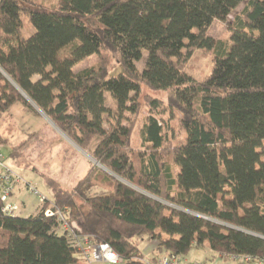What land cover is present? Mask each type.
Returning <instances> with one entry per match:
<instances>
[{"label":"trees","instance_id":"1","mask_svg":"<svg viewBox=\"0 0 264 264\" xmlns=\"http://www.w3.org/2000/svg\"><path fill=\"white\" fill-rule=\"evenodd\" d=\"M243 1L58 0L49 8L0 0V114L32 102L96 162L72 188L47 179L52 200L35 214L5 213L0 194V264H79L56 215L45 214L50 204L66 212L76 236L108 243L123 264H143L133 241L142 236L155 253L206 244L220 254L264 256V0H246L229 21ZM24 13L34 27L28 37ZM214 20L227 21L230 46L207 34ZM103 48L117 55L121 72L73 71ZM196 48L214 53L202 81L183 70ZM142 83L170 90L182 144H168L151 98L140 147H132Z\"/></svg>","mask_w":264,"mask_h":264},{"label":"rangeland","instance_id":"2","mask_svg":"<svg viewBox=\"0 0 264 264\" xmlns=\"http://www.w3.org/2000/svg\"><path fill=\"white\" fill-rule=\"evenodd\" d=\"M32 1L49 8L58 6V0ZM245 1L246 0H244L234 9V11H232L228 17L229 21L236 13L242 10ZM21 20V35L28 37L34 32V27L31 24L29 17L25 13L22 14ZM207 34L216 40L223 41L226 46H230L231 44V31L227 26V21L214 20L207 29ZM16 44L17 36H14L6 45L5 50L10 51L16 46ZM142 55V59L136 62L139 70H141L144 66L146 52L143 51ZM213 57L214 53L211 50L208 51L200 48L193 49L191 56L183 65V70L195 81H202L211 73ZM91 66H104L107 69L109 76L115 75L122 71L117 55L114 52L104 48L98 53L89 55L76 63L73 67V71L77 72L83 68ZM34 79H37V76H35ZM169 93L170 90H154L143 83L141 84V90L137 97L140 109L137 115H135L136 122L131 135L132 147H140L139 130L143 124L145 116L152 107L151 104H148L149 99L151 98L157 99L159 101V105L156 108H153L154 110L151 112H153V114L159 118L160 122L162 123L163 133L166 137V140L169 141L168 144H170V146H176L184 142L185 130L181 126L180 122L181 113L175 108L170 110V108L167 106V97L169 96ZM181 99L187 103L191 101L189 89L183 88L181 90ZM106 102L108 106L114 107V102L108 93H106ZM129 116L130 119L134 118V115ZM43 125L50 126L52 131H56V128L51 123V121L46 118L32 102H30V107L24 106L19 102L14 103L5 112L0 114V152L3 155L4 163L14 173H16L18 176L20 175L23 181L29 182V185L33 186L40 195L45 196L47 194L49 196L47 198L51 201L52 193L46 184L47 179H53L64 187L68 188L67 185H70L68 182V175L72 173L71 171L73 167L71 168L68 166L70 164L67 165V162L65 161V155L68 156L66 148L64 149L66 146L60 147L59 145H54L51 147V149L45 150L44 144L38 143L40 141H36L38 139L37 136L42 131ZM56 133L58 132L56 131ZM67 139L62 140L67 141ZM55 142L56 141H53L54 144ZM97 142L98 138L94 139L91 147L93 148ZM71 145L78 153L76 157L81 155L80 153H82V149L80 148L81 150H79V147L75 144ZM85 157L88 159L86 155ZM68 160L70 163L72 162V166L76 162V159L73 156H69ZM92 163H90V165H92ZM93 164L96 165L95 162ZM177 170L178 168L173 166L174 173H176ZM83 174L81 177L84 176ZM74 180L75 179L72 174L70 181ZM25 191L26 192L23 194L24 198L27 201L38 205V200H40L39 196L28 192V190ZM14 215L24 217V215H20V213L17 211L14 212ZM133 241L143 253V259L151 258L154 255V251H152V249L155 247L154 242L147 236L134 237ZM179 256L183 260H186V262L197 261L201 264H255L254 262L237 260L232 257V255H225L216 251H212L206 244L193 247L186 254H180ZM95 264L108 263L97 262ZM114 264L123 263L117 262Z\"/></svg>","mask_w":264,"mask_h":264},{"label":"built area","instance_id":"3","mask_svg":"<svg viewBox=\"0 0 264 264\" xmlns=\"http://www.w3.org/2000/svg\"><path fill=\"white\" fill-rule=\"evenodd\" d=\"M20 180L19 176L4 163L3 155L0 152V194L1 199L4 202L2 210L5 213L14 214L17 209L14 204L7 201V198L14 185ZM26 188L28 192L38 195L41 202L46 200V198L43 195H40L33 186L27 185ZM45 214L47 216L56 215L57 220L61 223L62 231L69 237L72 245L80 254V264H95L97 262L114 264L121 262V258L108 243H94L87 236H76L67 219L65 211H55L53 210L52 204H50L49 207L45 209ZM153 253L154 255L151 258L143 259V264H201L197 261L186 262V260L180 258L179 254L173 252ZM232 257L245 262L264 264V256L234 254Z\"/></svg>","mask_w":264,"mask_h":264},{"label":"crops","instance_id":"4","mask_svg":"<svg viewBox=\"0 0 264 264\" xmlns=\"http://www.w3.org/2000/svg\"><path fill=\"white\" fill-rule=\"evenodd\" d=\"M56 131L58 133H56ZM56 131L55 132L52 131V129L50 128V126L43 125L41 133L37 136L38 139L37 138H35V139H37L36 141H40L38 143L44 144L45 150L51 149V147H53L54 145H59L60 147L66 146V147H64V149L66 148V152L68 153V156L65 155L66 156L65 157V159H66L65 161L67 162V165L70 164L68 166H70L71 168L73 167L72 168V171H71L72 173L68 175V177H69V179H68L69 181L68 182L70 183V185H67V186H68V188H72L77 183V181L80 178L83 177V176L81 177V175L83 173H85V171L86 172L88 171V169L91 166L90 163H92V162L94 163V160L90 157V155L88 153H86L85 151H82L80 148H79V150H81V152L83 154L80 153L81 155H79L78 157H76V155L78 153L73 148V146L71 145V144H74V143H72V141H70L69 139H67L66 136L64 134H62L57 128H56ZM60 137L62 139H67V141L62 140ZM53 141H56L55 144L53 143ZM85 155L88 157V159L85 157ZM69 156H73L76 159V162H75V164L73 166L71 165L72 162L70 163L69 160H68L69 159ZM70 167H68V168H70ZM72 174H73V177L75 179L74 181H70V179L72 178ZM85 174H83V175H85ZM20 178L22 180V177L21 176H20ZM21 180L14 185L12 191L10 192V194H9V196L7 198V201L9 203L14 204L17 207L16 211L18 213H20V215H24V217H26V216H29V215H32V214L37 213L38 210H39V208H40V206H41V203L42 202L40 200H38V205H35V203L30 202V201H27L24 198L23 194L26 192L25 190H27L26 187H27V185H29V182H25V181H23V180L21 181ZM44 197L46 198V200L49 201V199L47 198L49 196L47 194ZM80 262H81V260H79V264H80ZM99 263H101V262H99Z\"/></svg>","mask_w":264,"mask_h":264}]
</instances>
